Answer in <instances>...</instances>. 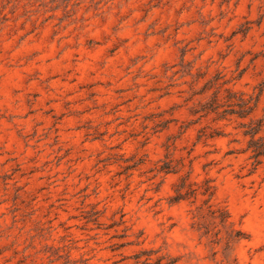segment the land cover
Here are the masks:
<instances>
[{"label": "rangeland", "instance_id": "rangeland-1", "mask_svg": "<svg viewBox=\"0 0 264 264\" xmlns=\"http://www.w3.org/2000/svg\"><path fill=\"white\" fill-rule=\"evenodd\" d=\"M263 70L264 0H0V264H264V163L193 114ZM183 178L241 239L198 229Z\"/></svg>", "mask_w": 264, "mask_h": 264}, {"label": "trees", "instance_id": "trees-1", "mask_svg": "<svg viewBox=\"0 0 264 264\" xmlns=\"http://www.w3.org/2000/svg\"><path fill=\"white\" fill-rule=\"evenodd\" d=\"M260 75L263 78L252 89V92L216 86L211 98L193 112L194 115L200 116L198 121L211 117L214 123L225 122L234 126V130L237 131L236 135H239L244 142V148L230 151L229 154L247 155L252 165V172H255L264 163V70ZM217 136H223V134L216 129L208 132L207 128H202L199 131L198 140H207ZM232 142L239 141L235 139ZM169 166L162 167L161 172L170 173ZM185 188L187 189L184 190ZM197 190L193 188L192 184H186V178H183L182 184L178 185L176 189L173 202L190 200L196 198L198 194L206 197L202 206L196 208L193 213V218L198 221V229L204 230L206 236L213 235L217 238L221 231L212 234L210 229V225L215 224V229L217 227L229 229V242L241 239L242 233L234 229L228 210L212 203L215 189L210 185V181L204 182L200 192ZM158 253L159 251L155 250H141L134 255L133 259L136 264H176V260L164 255L153 260V257Z\"/></svg>", "mask_w": 264, "mask_h": 264}]
</instances>
